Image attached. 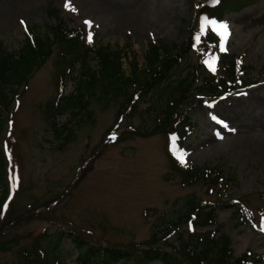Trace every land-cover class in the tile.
<instances>
[{
    "label": "rangeland",
    "instance_id": "obj_1",
    "mask_svg": "<svg viewBox=\"0 0 264 264\" xmlns=\"http://www.w3.org/2000/svg\"><path fill=\"white\" fill-rule=\"evenodd\" d=\"M206 1L20 0L8 20L0 22V42L13 51L31 29L43 33L54 22L48 13L53 8L69 26L84 27L93 42L122 49L121 67L127 75L132 53L141 67L150 43L182 42L194 8ZM246 1L248 6L225 13L220 24L199 20V32L205 37L212 33L217 42L208 60L211 73L218 72L219 53L235 52L243 56L252 81L234 94L225 93L211 105L188 112L193 125L178 152L173 129L164 122L166 102L160 98L165 93L161 89L144 97L126 117H119L121 96L92 102L91 119L76 123L73 140L61 148L62 140L50 133L45 113L46 104L57 93L59 51L54 50L2 114L0 149L6 158L8 196L0 208V264H25L24 251L44 240V233L59 230L73 231L90 243L128 248L132 252L128 264H138L136 256L150 246L173 254L174 247H181L180 237L193 233V225L178 218L186 199L219 197L205 182L185 180L178 164L183 168L217 164L230 176L225 190L229 196L215 211L219 229L214 234L229 237L233 258L250 252L247 259L264 262V0ZM6 2L0 0V4ZM198 55L191 50L163 88L188 72L195 74L200 69ZM96 65V58L90 59V66ZM204 74H198L196 85ZM65 81L63 91L70 94L75 80ZM250 94L254 96L247 100ZM236 99L246 109L240 107V114L226 116L222 105ZM182 107L181 116L188 109ZM67 117L65 112L55 120L63 124ZM221 117L228 120L225 127L215 124ZM175 131L181 138L182 132ZM228 199L252 211L251 223L235 221ZM5 216L13 221L3 222ZM169 222L176 226H167ZM166 228L173 233L167 240L171 245L164 241ZM214 228H198L196 233ZM61 241L63 264H78L72 241L67 236ZM42 242L46 246L47 241ZM215 248L212 245L209 255L216 254ZM46 261L53 264L51 258ZM188 264L194 263L188 260Z\"/></svg>",
    "mask_w": 264,
    "mask_h": 264
},
{
    "label": "trees",
    "instance_id": "obj_2",
    "mask_svg": "<svg viewBox=\"0 0 264 264\" xmlns=\"http://www.w3.org/2000/svg\"><path fill=\"white\" fill-rule=\"evenodd\" d=\"M249 3L246 0L202 2L194 8V14L185 30L186 38L182 42L179 44L150 43L141 67L137 65L134 53L131 52L132 60L129 63L130 69L127 75L121 67L124 56L122 49L113 48L107 44L100 45L95 41L90 43L84 27L69 26L62 17H58L56 10L50 8L48 13L49 16L54 17V22L47 25L43 33L31 29L24 36L19 47L13 51H8L0 42V132L4 118L2 114L10 106L11 101L19 96L18 90L21 86H26V81L31 75L46 63L55 49H58L57 93L54 99L46 104L45 113L49 119L50 133L54 138L62 140L61 148L73 140L75 136L73 126L76 123L91 119L93 111L90 105L92 102L104 103L111 99L117 100L121 96L122 102L118 108L119 117H126L134 112L144 97L155 94L160 89L165 92L161 93L160 97L166 102L164 122L173 129L175 134L173 137L177 146L180 147L193 125L188 112H192L196 106L210 104L215 98L224 96L225 93L234 94L252 81L251 78H247V65L243 62V56L235 52L233 54L219 53L217 74L211 73L206 68L205 59L214 50L216 44L211 37L212 33L206 37L203 36L205 41L201 40L202 36L198 31L199 20L220 21L225 13L232 10L241 11ZM193 49L199 53L200 69L195 71V74L194 71L186 73L185 77L163 88L174 68ZM92 58L97 60L95 68L90 66ZM202 71L206 74L200 84L196 85L198 74ZM68 78L75 80L74 90L70 94L63 91L65 80ZM184 105L188 109L181 116ZM151 110L154 111V109ZM65 112L69 114L68 119L63 124L58 123L55 116L65 114ZM175 130L182 132L181 138L176 135ZM157 131L154 130V132ZM177 168L183 172L185 180L187 179L188 182L201 180L206 183L211 193L218 192L219 197L210 199V201L186 199L178 218L183 223L196 225L193 233L190 234L192 236H181L180 238L183 239L181 247H174L173 254L152 246L142 249L135 258L138 260L137 263L148 264L159 261L163 264H188L189 260L194 264H264V262L261 263L260 258L247 259L251 255L250 252L233 258L229 237L224 234L218 237L214 234L219 229L215 211L224 200V196L225 198L229 196L225 190L231 179L230 176L226 175L217 164L202 167L186 165L184 168L178 164ZM6 171V158L3 150L0 149V208L8 196ZM228 201H230L228 206L232 208L236 222L246 224L248 220L251 221V212L242 202L236 200L239 202L237 204L229 199ZM5 221L7 223L13 220L5 216L3 222ZM167 226L176 225L169 222ZM211 226H216V229L215 231L208 230L211 231L208 237L206 234L208 231L196 233L198 228ZM163 233H165L166 243L173 233L169 232L168 228L163 230ZM44 234L46 236L44 240L47 241L46 246L43 247L42 241L44 240H38L34 248L24 251L25 264H49L46 260L50 258L53 264H63L61 239L64 236L72 241L73 250L76 253L75 261L78 264H115L117 262L128 264L131 261L132 252L128 248L90 243L73 231L66 233L64 230H59L54 234ZM167 245L171 244L167 242ZM212 245L217 251L214 256L209 255V251L213 250Z\"/></svg>",
    "mask_w": 264,
    "mask_h": 264
},
{
    "label": "bare ground",
    "instance_id": "obj_3",
    "mask_svg": "<svg viewBox=\"0 0 264 264\" xmlns=\"http://www.w3.org/2000/svg\"><path fill=\"white\" fill-rule=\"evenodd\" d=\"M19 1L20 0H7V2L5 4H0V22H6L8 20L7 18H9L10 15H12V12H14V10L17 9ZM246 95H248V93ZM252 96H254V95L250 94L248 96L250 98H248L247 100H251ZM259 101L260 100L258 99L257 102H259ZM243 103L244 102L242 100L236 99L235 101H232L231 103L223 104L222 110L224 112H226V116H229V117L235 116L236 114L237 115L240 114L243 109H246L245 106L241 107V104H243ZM240 107L242 108V110H240ZM226 121H228L226 118L223 119V117H221L219 120H217L215 122V124H216V126H219V127H225ZM216 130H217V132H219L218 129H216Z\"/></svg>",
    "mask_w": 264,
    "mask_h": 264
},
{
    "label": "snow or ice",
    "instance_id": "obj_4",
    "mask_svg": "<svg viewBox=\"0 0 264 264\" xmlns=\"http://www.w3.org/2000/svg\"><path fill=\"white\" fill-rule=\"evenodd\" d=\"M214 2H215V3H219V0H214ZM65 7H66V8H69V10L75 11V9H71V8H70V5H69L68 3L65 4ZM22 23H23V22H22ZM85 23H86V24H90V22H88V21H86ZM222 27L226 28V25H222ZM91 41H92V36H91V33H90V34H89V42L91 43ZM214 59H215V58H213V60H214ZM205 63L208 64V65L210 66V68L213 67V66L209 63V61L206 60ZM213 70H214V68H213ZM262 230H264V229H262Z\"/></svg>",
    "mask_w": 264,
    "mask_h": 264
}]
</instances>
